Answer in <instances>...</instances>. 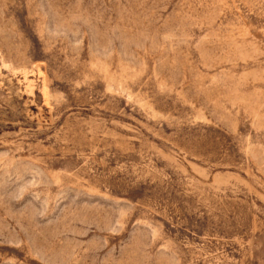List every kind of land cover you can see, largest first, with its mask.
<instances>
[{"label": "rangeland", "instance_id": "rangeland-1", "mask_svg": "<svg viewBox=\"0 0 264 264\" xmlns=\"http://www.w3.org/2000/svg\"><path fill=\"white\" fill-rule=\"evenodd\" d=\"M0 264H264V0H0Z\"/></svg>", "mask_w": 264, "mask_h": 264}]
</instances>
